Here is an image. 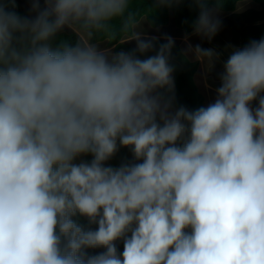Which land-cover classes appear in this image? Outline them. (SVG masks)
<instances>
[{
  "label": "clouds",
  "instance_id": "1",
  "mask_svg": "<svg viewBox=\"0 0 264 264\" xmlns=\"http://www.w3.org/2000/svg\"><path fill=\"white\" fill-rule=\"evenodd\" d=\"M144 2L31 0L22 17L0 0V264H264V38L232 48L214 102L173 111L174 39L143 24L185 0ZM191 2L210 41L224 0ZM121 146L138 162L106 166Z\"/></svg>",
  "mask_w": 264,
  "mask_h": 264
},
{
  "label": "crops",
  "instance_id": "2",
  "mask_svg": "<svg viewBox=\"0 0 264 264\" xmlns=\"http://www.w3.org/2000/svg\"><path fill=\"white\" fill-rule=\"evenodd\" d=\"M22 7L23 4L29 2V0H18ZM41 6H43V0H41ZM254 9L256 11H261L262 6L253 1V0H242L237 3L235 13H243L247 10ZM24 10L29 13V16H33L34 13L31 12V7L24 6ZM231 13L220 10L218 18L221 21V27L219 29V33L222 31V35L216 34L209 42L222 50H224L227 54H230V51L233 47H240L235 45L233 42V33L231 29L223 24V21L226 17H228ZM263 23L257 24L262 25ZM256 25V24H255ZM255 25H252L253 27ZM143 29L148 36H155L159 38V41H164L163 37L165 35L171 36L174 39L175 46L178 47L179 54L181 53L184 57H186L187 61L194 65L191 69L188 68L186 65L183 64L182 60H179L177 63L174 62L176 65H181V69L177 74L174 71V81H175V90H174V102H173V111L180 106H184L189 110H193V107H206L210 103L214 102L216 99V89L220 86V74L221 70L217 66V62L215 67L209 70L205 63L198 61L195 58V55L191 52L187 51L188 44L195 46L199 44L201 47L206 48L208 44L205 40L207 38L195 35L193 32L186 33L183 29L179 28L175 24V20L173 15L170 16L169 23L167 25H162L159 27H153L150 25L148 21H145L143 24ZM66 33H71L69 30H65ZM187 37V40L185 39ZM125 46H129L132 49H135L136 42L130 41L125 44ZM231 46V47H229ZM101 47H111L108 44H101ZM115 51L118 50L117 47L114 49ZM124 50V49H123ZM127 51V50H124ZM171 61V60H170ZM196 66V67H195ZM186 69H188L191 73H187ZM180 75V76H179ZM189 79V83L187 84V80ZM258 105V101H253L252 107L255 108ZM194 111V110H193ZM86 156L84 157L85 161ZM132 152L128 153V163H136ZM114 161L110 159L106 162V166H113Z\"/></svg>",
  "mask_w": 264,
  "mask_h": 264
},
{
  "label": "trees",
  "instance_id": "3",
  "mask_svg": "<svg viewBox=\"0 0 264 264\" xmlns=\"http://www.w3.org/2000/svg\"><path fill=\"white\" fill-rule=\"evenodd\" d=\"M242 0H224L223 6L221 8L222 11L230 12L231 14L226 17L223 21V24L227 27H229L233 33V42L235 45H238L240 47H243L245 44H247L248 41L252 39L259 40L261 38H264V0H253L257 3H259L262 6L261 11H256L254 9L247 10L243 13H235V9L237 6V3ZM151 6V0H145L144 3H141L138 5L141 11H143L146 7ZM12 11H15L20 16H28V13L21 9L19 3L16 0V7L14 9H11ZM199 6H197L195 3H192L191 0H185L184 3H181L178 6H172V7H162L159 8L156 13L149 17L148 22L153 27H159L162 25H167L169 23L170 14L173 15L175 24L177 27L183 29L186 33L193 32V23L199 16ZM263 23L262 25H257ZM256 24V25H255ZM252 25H255L254 27ZM68 40L70 42H75L76 37L72 33H66L63 32L60 34V36L57 38ZM205 42L208 44V47L206 48H215L218 52L221 53L220 60L217 61V66L221 69L223 66V62L227 59L228 55L224 50L213 46L209 40H205ZM159 43H164L163 41H159ZM118 50H127L131 51L133 50L129 46L121 45L117 47ZM154 53H148L147 55H151ZM179 60H182L183 64L186 65L188 68H192L194 65H191L186 57H184L181 53L179 54V50L177 46H174L172 50V57L170 63L175 66V71L178 74L179 70L181 69V65H176L174 62H178ZM174 61V62H172ZM196 67V66H195ZM187 73H191L188 69H186ZM222 72V70H221ZM180 76V75H179ZM200 108V107H199ZM122 151L120 154L122 160L124 163H128V153L132 152L129 147H119V151ZM92 159L91 155L86 156V160L90 162ZM115 163V162H114ZM114 167V164H113ZM116 167V166H115ZM74 219L77 220L78 223L88 226L87 220L83 217H75ZM92 227H95L94 225ZM118 251H123V241L117 242ZM103 251V249H95V250H89L90 254H97L98 252Z\"/></svg>",
  "mask_w": 264,
  "mask_h": 264
},
{
  "label": "rangeland",
  "instance_id": "4",
  "mask_svg": "<svg viewBox=\"0 0 264 264\" xmlns=\"http://www.w3.org/2000/svg\"><path fill=\"white\" fill-rule=\"evenodd\" d=\"M24 6H29V7H31V0H29V2H26V3H24L23 4ZM24 6L22 7V5H21V7L24 9ZM217 34L218 35H221V36H223L222 35V31H221V33H219V32H217ZM222 71H223V69H222ZM189 83V79L187 80V84ZM190 108H192V107H189V109ZM199 107H193V110H196V109H198ZM122 153V151L120 150V151H118L116 154H115V156L113 157V158H111L115 163H114V167L116 166V167H119V166H121L122 165V163L124 162L123 160H122V158H121V156H120V154ZM84 157L85 156H81V157H79V158H77V160L75 161V163H79V162H81V161H84ZM85 160H86V158H85Z\"/></svg>",
  "mask_w": 264,
  "mask_h": 264
}]
</instances>
